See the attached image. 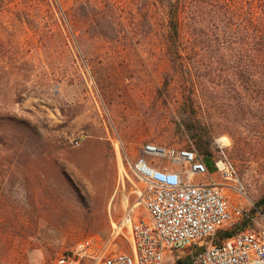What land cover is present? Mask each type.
<instances>
[{"label": "rangeland", "instance_id": "374dc122", "mask_svg": "<svg viewBox=\"0 0 264 264\" xmlns=\"http://www.w3.org/2000/svg\"><path fill=\"white\" fill-rule=\"evenodd\" d=\"M167 2L0 0V264H71L96 237L129 251V210H144L124 173L146 142L191 140L213 171L224 138L246 195L264 199L258 47L213 27L181 41Z\"/></svg>", "mask_w": 264, "mask_h": 264}, {"label": "built area", "instance_id": "2783aa9c", "mask_svg": "<svg viewBox=\"0 0 264 264\" xmlns=\"http://www.w3.org/2000/svg\"><path fill=\"white\" fill-rule=\"evenodd\" d=\"M86 135L68 136L73 147ZM210 171L191 140L177 146L146 142L127 160L128 182L137 187L130 209L129 251L89 238L70 248L71 264H264V204L245 193L235 165L219 144ZM124 185V179L123 184ZM124 189V186H123ZM124 193V190H123ZM128 203V197L123 195Z\"/></svg>", "mask_w": 264, "mask_h": 264}, {"label": "trees", "instance_id": "16d2710c", "mask_svg": "<svg viewBox=\"0 0 264 264\" xmlns=\"http://www.w3.org/2000/svg\"><path fill=\"white\" fill-rule=\"evenodd\" d=\"M167 28L171 36L181 41L194 38L200 40L206 36L208 29L219 30L222 37L240 35L254 43L255 59L264 74V0H167ZM257 16H255L254 12ZM254 13V14H253ZM257 28L251 29L252 22ZM242 27L236 32H227L225 27ZM184 48H182L183 50ZM250 49V48H247ZM250 49V50H251ZM249 51V50H248ZM182 70L188 68L186 62L181 61ZM264 204V199L258 202Z\"/></svg>", "mask_w": 264, "mask_h": 264}, {"label": "bare ground", "instance_id": "6f19581e", "mask_svg": "<svg viewBox=\"0 0 264 264\" xmlns=\"http://www.w3.org/2000/svg\"><path fill=\"white\" fill-rule=\"evenodd\" d=\"M224 138L223 139H219V143L220 144H222L223 142H224ZM223 145H224V143H223ZM119 147H116V152H117V157H118V159H119V156H120V153H119V149H118ZM120 160V159H119ZM120 164V163H119ZM122 167V166H121ZM122 169H123V167H122ZM124 170V169H123ZM123 172V171H122ZM125 172V171H124ZM125 176V175H124Z\"/></svg>", "mask_w": 264, "mask_h": 264}, {"label": "crops", "instance_id": "0c3cea01", "mask_svg": "<svg viewBox=\"0 0 264 264\" xmlns=\"http://www.w3.org/2000/svg\"><path fill=\"white\" fill-rule=\"evenodd\" d=\"M93 138H94V140L96 141V140H100V139H102L99 135L98 136H93Z\"/></svg>", "mask_w": 264, "mask_h": 264}]
</instances>
